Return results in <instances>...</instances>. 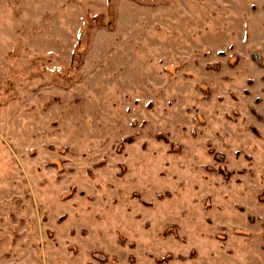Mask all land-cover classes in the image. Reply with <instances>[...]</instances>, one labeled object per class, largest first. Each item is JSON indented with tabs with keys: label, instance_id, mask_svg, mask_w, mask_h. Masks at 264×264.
<instances>
[{
	"label": "rangeland",
	"instance_id": "374dc122",
	"mask_svg": "<svg viewBox=\"0 0 264 264\" xmlns=\"http://www.w3.org/2000/svg\"><path fill=\"white\" fill-rule=\"evenodd\" d=\"M0 264H264V0H0Z\"/></svg>",
	"mask_w": 264,
	"mask_h": 264
},
{
	"label": "trees",
	"instance_id": "16d2710c",
	"mask_svg": "<svg viewBox=\"0 0 264 264\" xmlns=\"http://www.w3.org/2000/svg\"><path fill=\"white\" fill-rule=\"evenodd\" d=\"M91 20L94 22L95 21V18L93 17Z\"/></svg>",
	"mask_w": 264,
	"mask_h": 264
}]
</instances>
